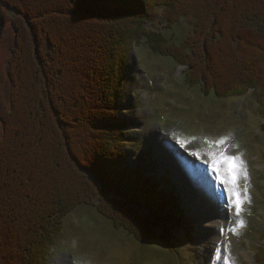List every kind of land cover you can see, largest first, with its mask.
Instances as JSON below:
<instances>
[{
	"label": "trees",
	"instance_id": "obj_1",
	"mask_svg": "<svg viewBox=\"0 0 264 264\" xmlns=\"http://www.w3.org/2000/svg\"><path fill=\"white\" fill-rule=\"evenodd\" d=\"M186 19L184 40L161 31ZM8 25L16 42L0 74V264H49L65 219L82 206L176 252L179 197L129 166L132 52L146 41L188 67L186 84L205 96L253 91L264 137V0H0V46Z\"/></svg>",
	"mask_w": 264,
	"mask_h": 264
},
{
	"label": "rangeland",
	"instance_id": "obj_2",
	"mask_svg": "<svg viewBox=\"0 0 264 264\" xmlns=\"http://www.w3.org/2000/svg\"><path fill=\"white\" fill-rule=\"evenodd\" d=\"M190 21L184 20L175 31L160 29L173 40H184L192 29ZM161 22V18L155 20L158 28ZM3 29L0 74L8 65L16 41L11 25ZM130 61L125 96L127 108L134 107V110L128 109L126 116L143 128L141 132L135 129L129 134L133 139L127 148L129 166L148 170L150 175L161 179L166 186L164 181L168 176L157 166L147 138L153 139L156 145L164 143L161 145L163 148L157 146L163 158L184 157L185 154V162L190 163L188 168L197 166L199 169L197 173H186L185 170L183 174L186 200L195 202L196 206L197 200L202 205L204 201L206 204L200 208L197 206L195 211L200 212L204 208L208 218L201 219L202 223L197 225L193 221L194 216L185 215L182 226L174 232L176 252H171L161 242L141 244L135 241L124 230L114 229L95 208L82 206L65 219L64 230L56 242L51 259L62 260V264H255L258 261L255 255L258 253L257 243H254L255 246L250 243L256 239L264 245L261 236L264 229V169H259L264 167V140L254 97L223 99L215 94L204 96L199 87L186 85L172 57L154 54L146 41L135 48ZM222 70L227 72L224 67ZM9 91L5 89L6 95ZM163 130L171 136L165 137ZM2 137L3 126L0 123V142ZM221 139L225 143L217 144ZM221 151L226 155L241 156L246 165L248 179L240 176L238 190L244 197L246 189L250 202L245 200L239 216L234 209L232 214L215 198V193L222 190L221 183L215 179L216 173L211 170L212 157L209 153L218 154ZM176 159L178 161L179 158ZM172 164L175 165L174 162ZM170 191L175 193L174 185H171ZM205 193L210 194L209 202L204 199ZM218 218L231 222L228 228L222 229L223 235L229 238L224 244L219 242ZM241 220L243 227L238 223ZM195 226L197 231L186 238L187 231L190 232ZM242 235L254 240H246Z\"/></svg>",
	"mask_w": 264,
	"mask_h": 264
},
{
	"label": "snow or ice",
	"instance_id": "obj_3",
	"mask_svg": "<svg viewBox=\"0 0 264 264\" xmlns=\"http://www.w3.org/2000/svg\"><path fill=\"white\" fill-rule=\"evenodd\" d=\"M216 143L222 145L225 141L224 139H221ZM209 155L212 157L211 170L216 173L215 179L225 186L223 191H217L215 193L216 201L230 211L234 209L235 214L239 216L245 200L250 202V198L247 197V190L245 189L244 197L241 196V193L238 190V180L240 176L243 175L245 180L248 179L246 165L241 160V156L226 155L223 151L218 154L209 153ZM221 172H223V174H221ZM201 190L203 191V189ZM225 193L227 194V197H225ZM238 223L240 227L244 226L242 220ZM233 231L235 232L236 230L233 229Z\"/></svg>",
	"mask_w": 264,
	"mask_h": 264
},
{
	"label": "bare ground",
	"instance_id": "obj_4",
	"mask_svg": "<svg viewBox=\"0 0 264 264\" xmlns=\"http://www.w3.org/2000/svg\"><path fill=\"white\" fill-rule=\"evenodd\" d=\"M166 144H167V142H166ZM172 144V143H171ZM170 144V145H171ZM169 145V144H168ZM172 147H174L176 150H177V148L172 144ZM165 152H167V150L165 151ZM176 158H179L180 159V162H184V163H181L182 164V167H179V169H181V170H183V172L185 173V170H186V173L188 172V173H197L198 171H199V169H198V167L197 166H194V167H191V168H188L190 165H188V164H190V163H187V162H185L186 161V159L184 158V157H181L180 155H178V156H176ZM183 177H184V175H183ZM195 177V176H194ZM189 178H191V177H189ZM198 179V178H197ZM182 181H183V178H182ZM184 181H185V183H186V180L184 179ZM179 183H180V185H181V189H182V193H181V196L182 197H184L185 199H186V197H185V193H184V188H183V184H181V181H179ZM208 194V193H207ZM193 197L195 198L196 197V194L195 195H193ZM210 199V194H208V197H207V195L206 194H204V199L205 200H208V202H209V199ZM201 200H203V199H201ZM187 201V200H186ZM213 202V204L215 205L216 204V201L214 200V201H212ZM192 203L193 204H195V202H190V201H187L186 202V204L187 205H189V204H191L192 205ZM197 206L200 208L201 206H203L204 204H206L204 201H203V205H202V203H200L198 200H197ZM196 205V204H195ZM196 210H197V208H195ZM222 209V208H221ZM220 211V210H219ZM199 212V211H198ZM200 212H203L204 213V208H201L200 209ZM205 214V213H204ZM220 217V216H219ZM218 223L220 224V218H218ZM216 224V223H215ZM218 224V225H219ZM59 262H58V264H62V260H58Z\"/></svg>",
	"mask_w": 264,
	"mask_h": 264
},
{
	"label": "water",
	"instance_id": "obj_5",
	"mask_svg": "<svg viewBox=\"0 0 264 264\" xmlns=\"http://www.w3.org/2000/svg\"><path fill=\"white\" fill-rule=\"evenodd\" d=\"M156 154H157V156L159 157V161H163L164 160V158H162L161 156H160V154H159V151L157 150L156 151ZM178 175H177V177H178V181H181V184H183V182H182V179L181 178H183V174H184V172H183V170H181V169H179L178 168ZM185 177H186V175H185ZM181 179V180H180ZM189 182V181H188ZM189 187V186H188ZM190 188V187H189ZM191 189V188H190Z\"/></svg>",
	"mask_w": 264,
	"mask_h": 264
}]
</instances>
